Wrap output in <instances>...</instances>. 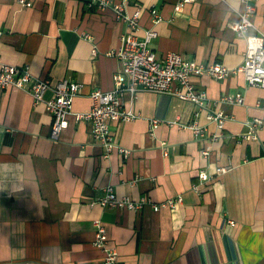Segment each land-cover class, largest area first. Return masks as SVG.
<instances>
[{
    "label": "crops",
    "instance_id": "obj_1",
    "mask_svg": "<svg viewBox=\"0 0 264 264\" xmlns=\"http://www.w3.org/2000/svg\"><path fill=\"white\" fill-rule=\"evenodd\" d=\"M27 1L31 7L0 0V60L48 80L46 100L61 81L80 84L72 110L87 112L93 91L114 87L119 62L113 53L125 24L112 7H99L100 0ZM178 1L127 0L124 8L129 15L142 11L138 36L156 32L150 48L157 56L175 52L200 64L239 68L246 42L227 23L239 20L242 0H196L182 10ZM251 3L264 37V0ZM194 83L206 91L209 109L227 116L224 126L203 111L204 132L196 136L193 103L167 93H125V106L137 117L112 123L111 131L129 156L117 149L105 156L91 124L72 114L69 127L52 140L53 118L44 104L15 87L0 90V264L101 262L97 219L107 228L116 264H264V124L256 139L247 127L254 119L264 123V88L248 85L242 74ZM223 94H241L244 102L225 104ZM153 119L159 125L151 133ZM222 166L226 174L200 182V170L211 176ZM108 187L120 199L147 197L150 203L138 211L102 207ZM179 198L175 207L153 209Z\"/></svg>",
    "mask_w": 264,
    "mask_h": 264
},
{
    "label": "built area",
    "instance_id": "obj_2",
    "mask_svg": "<svg viewBox=\"0 0 264 264\" xmlns=\"http://www.w3.org/2000/svg\"><path fill=\"white\" fill-rule=\"evenodd\" d=\"M196 0H179L177 9L182 10L188 4ZM252 0H242V10L238 12V21H230L227 27L237 33V36L246 42L244 53V62L239 68L230 69L221 62L200 64L184 58L181 54L168 52L164 55L157 54L150 48L151 41L156 37L154 30L144 32L143 38H139L138 32L141 28L140 18L142 11L136 10L134 14L125 13L127 0L118 2L109 0L98 1L99 7L110 6L113 8L116 18L123 22L126 27V33L122 35L121 45L113 55L118 59L119 66L113 75L114 87L110 91L96 89L91 94V107L87 112H73L74 98L80 92V84L68 81L57 83L53 90L51 99H45V93L51 84L48 80L42 81L36 78L28 68L21 69L15 65L4 63L0 60V90L8 87H15L31 94L37 104L45 105L47 111L53 118L50 138L58 140L63 130L69 127L68 117L72 114L77 121H87L91 124V136L95 144L104 149L105 156L117 149L129 156L117 144L111 125L114 122H126L133 120L137 114L127 108L124 103V94L129 93L135 96L139 92L167 93L178 97L186 102L193 103L197 111L195 120L190 126L196 136L204 132V128L199 125L201 113L206 112V118L210 122H216L219 128L224 126L227 116L221 111L209 109L208 95L206 91L199 90L194 83L195 78L210 77L221 81L230 74H242L250 86L264 88V37L257 33L253 18L256 14L255 5ZM18 3L24 7H31L32 2L27 0H18ZM155 21L159 16L156 11H152ZM1 38V32H0ZM93 54L97 55L96 49ZM220 100L225 104L240 105L244 102L243 95L223 94ZM261 119H254L247 122L249 128L248 136L256 139L259 130L263 126ZM159 121L153 119L149 123V131L153 133L158 127ZM211 147H205L201 155L207 158ZM228 167H218L214 174L208 176L205 170H200L197 174L201 183L213 180L216 177L226 174ZM195 189H198L197 187ZM178 200L167 201L161 205H153V209L158 211L161 207H175ZM102 207L126 208L132 211H138L140 207L149 204L147 197H142L138 201L130 198L120 199L116 196L113 189L108 187L104 195L99 199ZM230 226L234 227L235 222L230 221ZM95 231L94 246L104 252V259L101 262L92 264H116L117 252L109 246L107 228L99 219L93 221Z\"/></svg>",
    "mask_w": 264,
    "mask_h": 264
}]
</instances>
